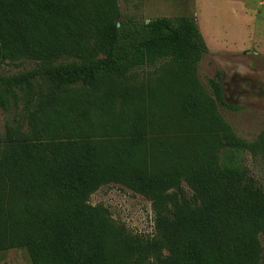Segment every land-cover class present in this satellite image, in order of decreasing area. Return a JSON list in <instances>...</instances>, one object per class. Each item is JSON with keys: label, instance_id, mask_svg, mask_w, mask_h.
Here are the masks:
<instances>
[{"label": "trees", "instance_id": "1", "mask_svg": "<svg viewBox=\"0 0 264 264\" xmlns=\"http://www.w3.org/2000/svg\"><path fill=\"white\" fill-rule=\"evenodd\" d=\"M207 51L194 16H123L119 0H0V106L26 99L29 132L0 135V251L32 264H262L264 186L196 76ZM160 65L159 83L135 84ZM120 184L149 199L155 234L132 233L91 203ZM191 193V194H190Z\"/></svg>", "mask_w": 264, "mask_h": 264}, {"label": "rangeland", "instance_id": "2", "mask_svg": "<svg viewBox=\"0 0 264 264\" xmlns=\"http://www.w3.org/2000/svg\"><path fill=\"white\" fill-rule=\"evenodd\" d=\"M119 3L123 16L140 20L194 16L207 46L196 66L198 80L212 93V80L221 72L226 100L243 107L231 110L220 106L222 116L238 136L248 141L254 142L264 134V0H119ZM33 67L30 61L5 64L0 73L13 75ZM162 72L160 65L147 67L133 72L130 79L135 84L155 86ZM28 97L21 92L18 105L12 104L8 110L0 106V135H5L7 122L20 123L22 132H29L23 109ZM245 162L257 182L264 186V158L248 152ZM90 201L105 208L112 220L132 233L155 234V212L145 196L111 183L97 190ZM0 264H32V261L25 248H11L0 251Z\"/></svg>", "mask_w": 264, "mask_h": 264}, {"label": "flooded vegetation", "instance_id": "3", "mask_svg": "<svg viewBox=\"0 0 264 264\" xmlns=\"http://www.w3.org/2000/svg\"><path fill=\"white\" fill-rule=\"evenodd\" d=\"M222 84H223V81H222ZM223 87H224V84H223ZM224 97H225V88H224ZM226 99V98H225ZM228 102V101H227ZM229 103V102H228ZM231 104V103H230ZM235 105V104H233Z\"/></svg>", "mask_w": 264, "mask_h": 264}]
</instances>
